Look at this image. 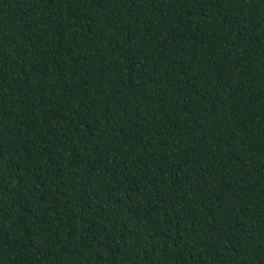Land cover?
Wrapping results in <instances>:
<instances>
[{"label": "trees", "instance_id": "trees-1", "mask_svg": "<svg viewBox=\"0 0 264 264\" xmlns=\"http://www.w3.org/2000/svg\"><path fill=\"white\" fill-rule=\"evenodd\" d=\"M0 264H264V0H0Z\"/></svg>", "mask_w": 264, "mask_h": 264}]
</instances>
